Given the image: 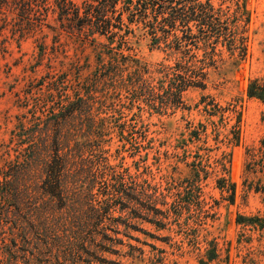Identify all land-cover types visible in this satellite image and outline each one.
<instances>
[{
	"label": "rangeland",
	"instance_id": "374dc122",
	"mask_svg": "<svg viewBox=\"0 0 264 264\" xmlns=\"http://www.w3.org/2000/svg\"><path fill=\"white\" fill-rule=\"evenodd\" d=\"M212 3L246 12L247 55L240 57L221 41L216 62L205 70V86L185 91L180 108L162 110L132 106L120 72L106 82L95 80L104 69L100 58L118 71L115 62L107 63L117 41L97 37L84 47L66 33L55 38L45 25L58 27L53 16L33 31L11 10L0 11V19H8L0 20V264H264V101L247 93L252 81L264 83V0ZM142 27L133 25L132 50L124 53L148 65L158 87L160 65L174 67L182 55L165 44L154 46ZM204 50L200 43L192 54L201 60ZM51 80L67 81L60 91ZM77 89L85 99L86 92L92 95L73 115L80 121L60 100L66 94L75 100ZM63 115L69 118L60 128L54 122ZM87 122L97 135L94 148L104 153L94 152L93 159L106 158L133 188L134 199L112 202L99 225L92 210L106 197L97 185V202L79 209L91 217L86 242L66 245L55 239L53 222L42 220L53 219L55 208L40 194L41 169L17 163L26 141L16 135L31 128L53 138L83 132ZM16 174L19 201L8 197L11 186L4 185ZM60 246L66 254L59 263Z\"/></svg>",
	"mask_w": 264,
	"mask_h": 264
},
{
	"label": "trees",
	"instance_id": "16d2710c",
	"mask_svg": "<svg viewBox=\"0 0 264 264\" xmlns=\"http://www.w3.org/2000/svg\"><path fill=\"white\" fill-rule=\"evenodd\" d=\"M3 9L14 12L21 22L26 23V29L33 31L42 29L48 18L53 16L58 27L45 25L55 32V38L66 33L77 38L84 47L95 43L97 37H104L111 44L117 41V47L111 49L107 63L111 67L115 62L118 71L107 68L103 58H100L99 66H104V69L100 76L96 75L95 80L97 83L106 82L115 72H120L117 75L120 85L127 89L131 105L139 104V108L141 103L158 110L183 106L185 91L205 86V70L216 62L214 57L221 41L232 52H238L242 58L248 51L245 28L250 20L246 17V12L239 6L235 11L230 7L226 10L215 8L212 0H90L80 5L73 0H0V11ZM0 20L8 22L6 18ZM133 25H142V29L152 36L154 46L165 44L166 49L175 50L182 55L174 67L160 65L156 71L161 75L158 87L154 85L155 78L149 76L151 72L148 65L124 53L125 50H132L129 39L136 33ZM200 43L205 46L204 59L201 60L196 54H192L194 49H200ZM44 50L46 48H42V52ZM118 56L121 57L120 60ZM66 81L51 80L60 91ZM81 90H74L75 100L68 94L66 95L70 100L67 102L63 98L66 95L60 97L62 107L68 109L72 119L79 121L73 115L82 112L87 99L92 96L91 91L86 92L88 98L85 99ZM57 92L62 93L58 90ZM247 93L250 98L264 101V83L260 80L252 81ZM64 103L68 105L65 106ZM68 118L65 115L59 116L54 123L62 128V120L66 121ZM84 127V133L82 129L68 135L60 132L53 138L47 132H40L37 136L31 128V132L26 135H16L20 141H26V147L18 152L17 163L27 170L34 167L41 169L43 183L40 194L55 208L49 214L53 219L46 216L42 220L44 224L53 222L55 239L64 240L66 245L76 241L86 242L84 230L92 226L91 217L85 216L79 209H85L86 204L94 205L93 202H97L94 197L97 185L100 195L106 197L105 200L98 201V208L94 206L92 210V217L97 216L99 225L103 222L101 218L105 219L112 210V202L134 199L129 192L133 188H128L124 176L117 173L106 162V158L93 159L94 152L102 153V150H99L100 147L94 148L91 142V139L97 138L94 124L87 122ZM82 138L84 140L80 141ZM8 184L11 186L8 197L19 201L21 188L18 174L14 180L4 185ZM233 200L234 192L231 197V201ZM102 211L105 215L101 214ZM50 228L48 226L46 230L49 231ZM60 248L64 246L58 249ZM61 249L56 255L59 263L60 254H66ZM31 255L36 258L34 253ZM63 264H66V260Z\"/></svg>",
	"mask_w": 264,
	"mask_h": 264
}]
</instances>
